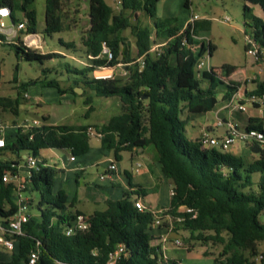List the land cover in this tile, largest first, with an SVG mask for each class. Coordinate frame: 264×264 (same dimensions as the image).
Wrapping results in <instances>:
<instances>
[{"label": "trees", "instance_id": "trees-1", "mask_svg": "<svg viewBox=\"0 0 264 264\" xmlns=\"http://www.w3.org/2000/svg\"><path fill=\"white\" fill-rule=\"evenodd\" d=\"M119 1L118 12L114 13L104 0H88L89 27L82 46L90 63L80 70H67L78 75V81L96 96L117 97L125 108L124 113L102 126L42 124L31 129L17 127L14 140L6 142L5 148L0 149V224L6 226L7 219L17 210L14 186L4 183L2 176L5 172L15 171L21 154L28 152L39 157L41 150L57 149L82 157L89 151L90 137L86 131L93 127L103 133L100 147L113 152L117 160L121 151L133 153L153 146L161 173L171 182L174 191L167 213L182 217L183 229L191 236L196 235L197 240L223 244L227 255L224 264H254L251 259L255 258L264 264V252L258 249L259 243L264 241V220L261 219L264 215V151L260 149L256 160L247 161L232 152L201 149L198 140L190 143L182 134L184 129L179 113L183 107L191 112H209L218 102L219 86H223L229 99L239 87L236 83L222 82L212 71H203L200 76L195 72L198 60L205 54L210 57L215 49L211 43L205 44L192 36L199 27L207 29L209 21L204 20V24L199 25L196 22L190 34L178 28L175 19L156 17L155 6L160 0ZM244 1L243 10L250 21L245 24L244 33L264 47V21L252 13V7L256 6L264 14V0ZM34 2L0 0V7H9L13 13H24L27 31L37 33ZM184 7H189V0H185ZM139 12L153 20L152 27L131 23ZM127 29L135 39L134 60L130 45L122 37ZM63 30L62 0H45L43 33L51 35ZM0 41L1 45L12 49L19 60L42 64L55 58L53 53L29 50L21 42L8 43L2 35ZM156 41L159 49L151 54ZM61 43L69 49L74 47L72 43ZM102 43L112 54L110 60L102 56ZM118 64L127 67L126 78L95 80L88 77L94 69ZM50 72L41 71L44 76L41 84L54 88L59 94L66 93L59 81L47 80ZM204 82L207 84L203 88ZM26 86L20 85L18 90L25 92ZM252 93H264V80L257 83ZM20 102L19 94L15 98L0 96V115L2 111L17 115ZM86 103H90L89 100ZM246 130H256L264 135V129L260 127L247 126ZM254 144L252 141L248 147L252 148ZM4 153L14 158L6 159ZM41 160L44 166H38L33 172L26 189L28 194L35 192L39 196L37 215H30L23 224V235L11 237L14 247L10 259L0 264H27L37 243L35 264H107L109 255L119 245L123 246V252L116 264H165L160 259L159 247L150 244L160 231L151 227L153 213L150 210L139 212L133 205L134 196H144L140 187L129 184L133 190L124 191L121 200H107L104 210L86 216L89 222L86 230L66 235V226L81 213H66L68 193L65 189L53 193L59 170L45 159ZM254 174H259L257 182L253 180ZM77 178L78 173L75 174ZM182 206L194 210L196 217L178 213ZM208 232L211 234L205 236ZM171 263L179 264L174 260Z\"/></svg>", "mask_w": 264, "mask_h": 264}, {"label": "rangeland", "instance_id": "rangeland-1", "mask_svg": "<svg viewBox=\"0 0 264 264\" xmlns=\"http://www.w3.org/2000/svg\"><path fill=\"white\" fill-rule=\"evenodd\" d=\"M117 1L104 0L113 9L114 13L118 12ZM184 2L185 0H160L155 6L156 17L175 19L176 25L181 30L192 15L198 16V21L203 19L209 21V27L207 29L199 27L197 33L208 37L215 47L209 59V64L217 73H224L223 66L226 63L234 65L237 70L255 67V59L248 55L245 50V24H249L250 21L247 13L243 10L244 0H189L188 8L184 7ZM44 8L45 0H35L36 31L40 36V42L38 46L29 47L28 49L41 54L53 53L55 55L54 59L45 60L42 64L26 62L17 59L12 49L0 44V70H2L0 96L15 98L19 94L21 100L17 115L9 111H2L0 115V123L3 127L2 135L9 143L14 140L17 127H21L25 123L31 124L33 120H39L46 125L102 126L111 118L121 115L125 111L124 106L121 105L117 97L96 96L93 91L78 81V75L67 70H80L90 63L89 56L85 54V49L82 46V40L85 38L89 27L88 0H62L65 30L51 35L43 33ZM252 12L257 17L260 15V19L263 20L258 9L252 7ZM16 16L18 17V15ZM225 18L229 19V23L224 22ZM4 23L9 26V19H5ZM131 23H137L140 26H153V20L142 12L136 13L135 18L131 19ZM122 37L130 45L132 60H134L136 54L134 37L129 29L123 31ZM61 42L72 43L74 47L69 49ZM156 43L159 42L156 41L155 45L152 46L151 54L159 49V45H156ZM43 69L51 71L47 76V80L56 79L59 81L60 87L66 90V93L59 94L54 88L45 87L41 84L44 80L41 73ZM114 73L115 76L127 77L126 70L122 65L116 67ZM88 77H92L91 74H88ZM14 79H16V82H14ZM20 85H27L26 95L22 89H19V92L18 86ZM222 91L223 86H219L218 93L220 94ZM86 100H89L90 103H86ZM89 107L92 110L89 111ZM236 116L239 115L236 114ZM197 118L196 124L193 126L186 122L183 123V129L185 130L182 134L190 143L195 142L201 127L213 124V113L201 115ZM209 134L217 136L215 130L209 132ZM89 147L91 150L88 151L86 157L77 158V163L82 160L84 164H79V167L83 168L82 177L85 182L84 185H80V188L81 191L83 187L87 188L88 197L91 199L94 197L102 202L93 204L90 200L89 202L81 201L76 204L75 207L86 214L105 209L106 204L103 203V200L106 197V192H121V186L111 188L108 185V180L102 181L99 179L111 163H114L121 173L126 171L133 176L136 175L134 172L135 159L131 158V152L121 151L119 154L120 159L117 160L113 152L104 154L99 150L100 141L96 137L89 138ZM150 148L153 149V146H150ZM27 153L23 152L21 157ZM69 156V151L57 149H47L39 152L40 158L45 159L52 167L58 168H62L63 164L67 163ZM3 157L6 159L14 158L9 153H4ZM64 169L66 173L64 172L65 175H62L63 178H60L59 173L55 176L53 193H56L57 190L59 191V187H62L61 189H65L70 195L75 190L74 174L68 172L72 170L70 165ZM258 178L259 174L253 175L254 182H257ZM80 194L82 196V193ZM22 199L32 201L29 214L32 216L37 215L38 194L35 192L32 194L27 193L22 195ZM71 204V201L66 203L67 214L72 213L74 210V205ZM170 217V221L163 217L162 224L165 226L172 224L174 227L172 237H178L182 245L177 247L170 241L164 244V254L169 259L165 264H172V260L179 264H224L226 262L227 255L224 254L223 244L212 240H197L196 235L191 236L188 231L183 229L180 222L176 221L177 216ZM208 234L211 233H204L205 236ZM152 243L154 244L155 241L152 240ZM258 249L260 252H264V241L259 243ZM10 255L11 251L0 246V259H7ZM251 261L254 264H260L258 258L251 259Z\"/></svg>", "mask_w": 264, "mask_h": 264}, {"label": "built area", "instance_id": "built-area-1", "mask_svg": "<svg viewBox=\"0 0 264 264\" xmlns=\"http://www.w3.org/2000/svg\"><path fill=\"white\" fill-rule=\"evenodd\" d=\"M120 4V1H117V5ZM18 15V17L16 16ZM14 18V19H13ZM5 19H9L10 24L6 26L4 23ZM199 20L198 16L192 15L189 20L186 22L185 27L182 31L187 30L190 34L193 33L194 24ZM224 22L229 23V19L225 18ZM28 21L22 12H12L9 7H0V35L3 36L4 40L8 43L21 42L25 47H36L40 42V36L37 33H29L27 31ZM196 40V36L192 35ZM1 42V41H0ZM245 47L246 53L253 57L255 61L264 60V47L259 45L250 35H245ZM102 56L106 57L107 60L112 58V54L109 51L108 47L105 43H102ZM90 58V57H89ZM207 59V55L198 60L195 66V72L198 76L203 72L205 66V60ZM142 63V59L138 60ZM121 66L120 64L115 67H103L94 69L91 72V76L95 80H105V79H113L115 76L114 70L116 67ZM1 77V72H0ZM246 104L250 106H256L258 108L264 107V93L255 94L248 93L245 98ZM35 105V104H34ZM228 106L239 111L245 112L247 110L244 103H241L233 96L228 100ZM42 123L39 120H33L31 124L25 123L21 127L24 129L31 128H39ZM216 128H223L224 131L222 133H217V136H212L207 132H202L198 137V144L201 149H216L220 152H232V150L239 145L240 143L251 144L252 141L255 144H258L261 150L264 151V135L259 133L256 130H246L241 129L235 122L232 121H224L217 120L215 124ZM3 127L0 123V149H4L6 146V140L2 135ZM89 137H96L99 140L102 138L103 133L99 130H96L93 127H88L86 131ZM68 160L70 162H76V157L69 156ZM44 166L40 157H36L31 153H27L26 155L21 157V161L16 166L15 171L13 172H5L2 176V181L7 184H12L14 186V199L17 205L16 212L7 219L6 226L0 224V246L11 251L14 247V241L11 237L21 236L23 235L22 226L25 224L29 217V199H22V195L27 194L26 189L29 183V180L32 177L34 171L37 170L38 166ZM142 164L140 162H135V172H138L141 168ZM82 168H75V170H81ZM117 167L114 163H111L105 174H101L99 179L104 180L109 177V174L115 172ZM170 197L174 195V191L171 188L169 191ZM133 205L139 211L149 210L145 208L141 199L139 197L133 198ZM154 215V221L151 225L153 230L160 231L155 234L153 244L151 241V245L153 247H159L160 259L162 262H168L167 256L164 254V244L168 241L172 242L175 246L179 247L182 245L181 240L173 235V226L169 224V226H165L162 224V218H167L170 221V214L167 213V210L154 212L150 210ZM180 214H189L191 218L196 217V212L187 207H179L177 210ZM177 222H182V217L176 218ZM88 220L85 215L78 214L74 217L71 224L66 226L64 232L66 235L74 234L76 231H84L88 228ZM171 239V240H170ZM38 243L36 244V248L32 250L28 256L27 264H35L38 259ZM123 252V246H117L115 251L109 255V259L107 264H116L119 256Z\"/></svg>", "mask_w": 264, "mask_h": 264}, {"label": "crops", "instance_id": "crops-1", "mask_svg": "<svg viewBox=\"0 0 264 264\" xmlns=\"http://www.w3.org/2000/svg\"><path fill=\"white\" fill-rule=\"evenodd\" d=\"M255 8L261 12V17L263 18V21H264V14L261 11V9L259 7H256V6H255ZM259 16H258V18H260ZM204 20H206V19H203L202 21H197L198 25L204 24L203 23ZM195 36L198 40L203 41L205 44L208 42L211 43L210 39L208 37H205V35H201V34L196 32ZM244 41H245V33H244ZM210 58H211V56L210 57L207 56V59L205 60V66H204L203 71H207V72L212 71L215 74V76L217 78H219L224 83L231 82V83L238 84V86H239L238 90L233 95V97L235 99H237L238 101H240L241 103H244L247 110L245 112H239V111L236 112L237 110L233 111V108L229 107L228 103H227L229 100V97L225 95V92L223 90L222 93L217 94L218 102L213 107V109L211 111L205 112V113L204 112H200V113L199 112H191L188 108L183 107L182 111L179 113L180 120L183 123L186 122L189 125L193 126L196 124V121L198 119L197 117H200L201 115H206L208 113H213V124L212 125H205V126L201 127L199 134H198L199 136H200V134H202V132L209 133V132H213L214 130L217 133L223 132L224 131L223 128H216L215 124H216L217 120H224V121L231 120L232 122H235L238 125V127L241 129H246L247 126L256 127V128L260 127L262 129H264V107L258 108L256 106H250V105L246 104V102H245V98H246L247 94L252 92L256 88L257 83H260L264 80V60L261 59V60L255 62V67H252V68L246 69V70H244V69L237 70L234 65H232L230 63H226L224 65L226 67L223 68L224 73L219 74L210 67V64H209ZM0 72H1V77H2V70H0ZM1 77H0V80H1ZM206 84L207 83L204 82L202 87L204 88L206 86ZM24 94L26 95V92ZM236 114L239 116H236ZM199 136H197L195 139L197 140ZM248 145L249 144H246V143H243L241 146L237 145L232 150V153L235 155H239V156L243 157L247 161L256 160L258 155L253 154L251 152V148L248 147ZM90 150L91 149L89 147V151ZM99 150L101 152H103L104 154L107 153V151L103 150L101 147L99 148ZM87 154H88V152L82 157H86ZM82 157H80V158H82ZM77 158H79V157H76V162H70L68 160L67 163L65 162L63 164L62 168L55 167V169L59 170V176H60V178H63L62 175L63 174L65 175V173H66L65 172L66 170L64 168L67 167L68 165H70L72 170L68 171V172H69V174L70 173L74 174L73 180H74L75 190H74L73 194H70V195L68 194L67 202L71 201V203H72L71 205L72 206L74 205L73 206L74 210L72 211V213L74 211H79L81 214H83L85 216H89L92 213L91 214L84 213L83 211H81L80 209H77L75 207L76 204H78L81 201L89 202L90 200L93 204H100V202H102V201L92 197L91 195L90 196L92 197V199L90 197H88V195H87L88 189L87 188L83 187L82 188L83 190L81 191L80 185L85 184L83 177H82L83 176V168L81 170H75V168L79 167V164L80 163L83 164V162L81 160L79 163H77ZM131 158L135 159V162H137V161L140 162L142 164L141 168L139 169L138 172H135V168H134V172L136 173L135 176H133L131 173L126 172V171H123L121 173L117 169L115 172H112V174H109V177L107 179L102 180V181L108 180V182H109L108 185H110L111 188H115L116 186H121V192L120 193L116 192V191L115 192L109 191L110 193L105 191L106 197L103 200V203L105 204L107 200H111V201L121 200L124 191L133 190V188H129V184H130L132 186H138L141 188L144 196H139V198L141 199L145 208L152 210L154 212L167 210L169 207L170 199H171V197L169 195V191L172 188V184L169 180H167L165 177H163V175L161 173V166H160V163L158 161L157 154H156L154 148L152 149V148H150V146H147L144 149H138L136 152H133L131 154ZM79 168H81V167H79ZM105 172H104V174H105ZM76 173H78L77 180L75 179ZM61 188L62 187H59V190ZM53 192H54V189H53ZM80 193H82V196ZM261 217H262V220H264V215ZM9 259H10V257L7 259L2 258V259H0V262H7V261H9Z\"/></svg>", "mask_w": 264, "mask_h": 264}, {"label": "water", "instance_id": "water-1", "mask_svg": "<svg viewBox=\"0 0 264 264\" xmlns=\"http://www.w3.org/2000/svg\"><path fill=\"white\" fill-rule=\"evenodd\" d=\"M125 68V70L127 69V67H124ZM116 78L117 79H123V77L122 76H116ZM220 133H222V132H220ZM251 152L253 153V154H259L260 153V147L258 146V144H254L253 146H252V148H251Z\"/></svg>", "mask_w": 264, "mask_h": 264}]
</instances>
